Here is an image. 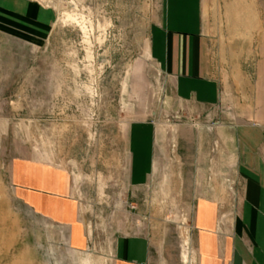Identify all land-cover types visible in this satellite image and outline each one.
Listing matches in <instances>:
<instances>
[{
  "label": "rangeland",
  "instance_id": "1",
  "mask_svg": "<svg viewBox=\"0 0 264 264\" xmlns=\"http://www.w3.org/2000/svg\"><path fill=\"white\" fill-rule=\"evenodd\" d=\"M163 1L0 5V264H111L119 238L140 232L181 255L199 195L219 200L223 220L235 215L236 134L264 125V0H204L212 102L174 95L151 54ZM143 125L153 163L134 181ZM29 162L66 173L91 250L71 249L69 226L20 195Z\"/></svg>",
  "mask_w": 264,
  "mask_h": 264
},
{
  "label": "crops",
  "instance_id": "2",
  "mask_svg": "<svg viewBox=\"0 0 264 264\" xmlns=\"http://www.w3.org/2000/svg\"><path fill=\"white\" fill-rule=\"evenodd\" d=\"M21 2L0 0V5L15 9V4ZM203 4L204 0H164L158 22L152 26L150 51L174 85V95L212 102L220 95V87L206 54ZM147 128L142 126L144 140H140L139 134L133 138L137 144L141 143L132 148L136 151L132 159L134 181L143 179L153 163ZM236 137L242 174L238 181L242 179V182L240 199L233 209L235 215L223 220L219 200L213 195H199L188 225L190 246L186 247L188 241L182 240L181 255L167 236L156 243L140 232L119 238L111 264H184L182 260L189 259L190 264H264V125L240 127ZM20 169V195L26 203L44 217L68 225L71 245L84 249L78 204L69 194L70 179L66 173L33 162L23 164ZM74 225L79 227V235H74Z\"/></svg>",
  "mask_w": 264,
  "mask_h": 264
},
{
  "label": "built area",
  "instance_id": "3",
  "mask_svg": "<svg viewBox=\"0 0 264 264\" xmlns=\"http://www.w3.org/2000/svg\"><path fill=\"white\" fill-rule=\"evenodd\" d=\"M78 220L80 221V219H79V217H78ZM80 223H81V221H80ZM82 224V223H81ZM82 226H83V231H84V236H85V247H84V249H79V248H75V247H73L72 245H71V243H70V240H69V237H68V246L71 248V249H73V250H75V251H77V252H85V251H87V250H91V247H90V241H91V239H89V237H88V235H87V232H86V230H85V227H84V225L82 224ZM189 227L186 229V231H189ZM91 234V233H90ZM181 244H182V241H181ZM180 244V247H181V250H182V245ZM190 251H191V249H190Z\"/></svg>",
  "mask_w": 264,
  "mask_h": 264
}]
</instances>
